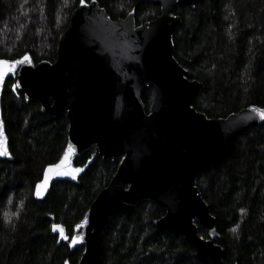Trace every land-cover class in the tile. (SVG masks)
<instances>
[{
	"label": "trees",
	"instance_id": "trees-1",
	"mask_svg": "<svg viewBox=\"0 0 264 264\" xmlns=\"http://www.w3.org/2000/svg\"><path fill=\"white\" fill-rule=\"evenodd\" d=\"M97 2L113 21L134 9L136 26L160 12L150 1ZM79 3L0 0V59L29 53L34 63L54 62L59 36ZM174 14L181 21L172 36L173 57L189 80L201 83L192 107L208 118L264 107V0H200L194 8L177 7ZM14 83L7 79L1 99L13 160H0V264H77L83 248H69L74 227L121 159L96 157L77 184L55 182L36 201L34 187L44 168L61 156L69 121L66 112L52 118L40 111L38 101L26 103ZM153 94L151 86L142 93L146 111ZM89 158H78L75 165ZM195 184L216 219L223 262L264 264V123L240 136L232 155L200 174ZM164 214L153 201L142 200L131 213L111 217L102 231L100 264H203L182 235L156 230L153 221ZM198 230L207 237L205 227L198 224Z\"/></svg>",
	"mask_w": 264,
	"mask_h": 264
},
{
	"label": "water",
	"instance_id": "water-1",
	"mask_svg": "<svg viewBox=\"0 0 264 264\" xmlns=\"http://www.w3.org/2000/svg\"><path fill=\"white\" fill-rule=\"evenodd\" d=\"M138 1L158 5L159 15L136 26L134 9L113 21L97 0H80L59 36L54 62L34 63L29 53L0 59L20 61L11 71L0 64V160H13L1 108L11 78L26 103L38 101L40 111L52 118L66 112L69 121L66 146L50 164L59 167L48 172L47 180L50 165L44 168L33 191L36 201L55 182L77 184L96 157L121 159L108 186L74 227L69 248H83L77 264H100L109 219L131 213L142 200L165 210L153 221L157 231L182 235L203 264H225L224 249L216 243V219L195 183L232 155L240 136L264 123V107L250 105L226 118L196 111L192 101L201 83L189 80L173 57L172 36L181 21L174 10L194 8L200 0ZM147 86L154 92L148 111L142 102ZM84 156L90 158L76 166ZM196 222L206 228V238Z\"/></svg>",
	"mask_w": 264,
	"mask_h": 264
},
{
	"label": "snow or ice",
	"instance_id": "snow-or-ice-1",
	"mask_svg": "<svg viewBox=\"0 0 264 264\" xmlns=\"http://www.w3.org/2000/svg\"><path fill=\"white\" fill-rule=\"evenodd\" d=\"M81 3H83V0H81ZM25 59H26V58H25ZM18 63H20V61H11V62H10V61H2V60H0V64H7V65H8V69H7L8 71H11V70L13 69L14 65H15V64H18ZM0 75H3V73L0 72ZM53 167L58 168L59 165H50L49 168L45 170V178H46V180H47L48 172H49ZM77 171H79V169H77ZM60 174H65V173H60ZM39 187H40V185H37V188H38V189H39ZM37 194H39V192H38ZM52 227H53L54 229H56V228H58L59 226H58V225H53ZM61 235H63V230H62V229H61ZM73 239H75V238H73Z\"/></svg>",
	"mask_w": 264,
	"mask_h": 264
},
{
	"label": "clouds",
	"instance_id": "clouds-1",
	"mask_svg": "<svg viewBox=\"0 0 264 264\" xmlns=\"http://www.w3.org/2000/svg\"><path fill=\"white\" fill-rule=\"evenodd\" d=\"M11 200H12V196L10 195L8 200L9 204L11 203Z\"/></svg>",
	"mask_w": 264,
	"mask_h": 264
}]
</instances>
